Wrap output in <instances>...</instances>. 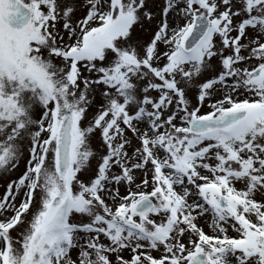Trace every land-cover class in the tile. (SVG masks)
<instances>
[{
    "label": "snow or ice",
    "instance_id": "obj_1",
    "mask_svg": "<svg viewBox=\"0 0 264 264\" xmlns=\"http://www.w3.org/2000/svg\"><path fill=\"white\" fill-rule=\"evenodd\" d=\"M0 264H264V0H0Z\"/></svg>",
    "mask_w": 264,
    "mask_h": 264
},
{
    "label": "rangeland",
    "instance_id": "obj_2",
    "mask_svg": "<svg viewBox=\"0 0 264 264\" xmlns=\"http://www.w3.org/2000/svg\"><path fill=\"white\" fill-rule=\"evenodd\" d=\"M163 2V0H150V7L152 6V3L159 5ZM4 189L2 187H0V195H2Z\"/></svg>",
    "mask_w": 264,
    "mask_h": 264
}]
</instances>
